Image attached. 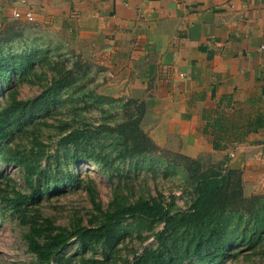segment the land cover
Listing matches in <instances>:
<instances>
[{
    "label": "rangeland",
    "instance_id": "obj_1",
    "mask_svg": "<svg viewBox=\"0 0 264 264\" xmlns=\"http://www.w3.org/2000/svg\"><path fill=\"white\" fill-rule=\"evenodd\" d=\"M51 37L31 20H0V264L133 261L158 246L163 219L126 216L86 241L77 230L97 228L105 212L144 199H158L172 213L189 208L191 161L154 139L157 148L123 156L131 132L110 126L124 122L138 109L132 100L140 99L110 93L103 58ZM76 129L79 138L64 141ZM244 194L261 195L257 221L241 212L223 220L232 243L224 253L214 251L220 264H264V233L250 237L264 231V192ZM57 233L70 237L58 251L42 256L31 247V236L48 247ZM198 256L182 264H207Z\"/></svg>",
    "mask_w": 264,
    "mask_h": 264
},
{
    "label": "crops",
    "instance_id": "obj_2",
    "mask_svg": "<svg viewBox=\"0 0 264 264\" xmlns=\"http://www.w3.org/2000/svg\"><path fill=\"white\" fill-rule=\"evenodd\" d=\"M16 9L103 58L110 93L145 102L141 125L158 145L239 168L246 193L264 192V127L220 148L204 131L218 111L264 110V0H0V20Z\"/></svg>",
    "mask_w": 264,
    "mask_h": 264
},
{
    "label": "trees",
    "instance_id": "obj_3",
    "mask_svg": "<svg viewBox=\"0 0 264 264\" xmlns=\"http://www.w3.org/2000/svg\"><path fill=\"white\" fill-rule=\"evenodd\" d=\"M60 81L61 79H58L54 84L59 85ZM132 101L139 103L138 109L129 113L124 122L117 126H110V129L116 132H131L126 138L123 156L141 152L143 147L157 148L158 146L141 125L146 110L145 102ZM227 117L222 111H218L217 117L213 121L208 120L204 128L206 132L212 130L210 133L214 135L215 148L222 147L225 139L233 138L239 141L249 132L258 131L264 127V110L262 109L253 114L250 113L244 120L229 119V117L227 119ZM79 132L81 130L71 131L63 138L64 141L77 140L80 136ZM182 156L191 161L188 168L193 171L195 179V196L189 208L172 213L166 204L158 199L140 200L114 211L105 212L104 220L97 228L78 229L80 240L86 241L105 234L111 225L126 216L161 218L165 221V226L157 234L158 246L146 248L144 253L133 261L111 264H182L185 258L194 254L199 255L200 259L207 258V264H220L219 256H213L214 251L224 253L226 247L232 243L225 239L223 220L229 214L241 212L248 214V219L251 216L254 221H257L258 206L256 208V204L261 195L246 196L244 194L243 173L239 168L225 167L224 163L204 168L199 159L185 154ZM246 229L252 232L248 227H243L242 231ZM257 233V235L250 233V237L258 239L264 231ZM252 238L248 237L247 242L250 243ZM69 239V236L57 233L48 240V247L41 246L35 236H31L30 243L31 247L41 252L42 256H48L68 244ZM245 239L243 236V241Z\"/></svg>",
    "mask_w": 264,
    "mask_h": 264
},
{
    "label": "built area",
    "instance_id": "obj_4",
    "mask_svg": "<svg viewBox=\"0 0 264 264\" xmlns=\"http://www.w3.org/2000/svg\"><path fill=\"white\" fill-rule=\"evenodd\" d=\"M13 16L15 18H21L22 16H24L28 20H32L34 18L33 17V13H32L31 10H28V11H26V12L23 13L20 10H17L16 9V10L13 11ZM232 154H233V152L231 151L229 155H232ZM225 167H227V164H225Z\"/></svg>",
    "mask_w": 264,
    "mask_h": 264
}]
</instances>
